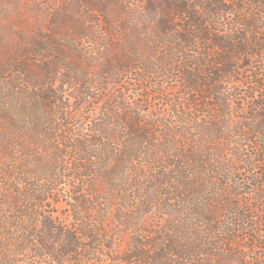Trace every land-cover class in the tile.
I'll use <instances>...</instances> for the list:
<instances>
[{
	"label": "trees",
	"instance_id": "obj_1",
	"mask_svg": "<svg viewBox=\"0 0 264 264\" xmlns=\"http://www.w3.org/2000/svg\"><path fill=\"white\" fill-rule=\"evenodd\" d=\"M56 1L53 0V8L40 13L33 31L14 33L11 31L14 22L3 26L2 19L11 11L6 5V11L3 5L0 8V264H38V260L46 264H100L104 256L110 264H260V259H264V244L256 236V227L261 224L259 221L264 222V99L256 103V110L248 112L246 119L251 122L244 123L247 137L259 138L260 144L252 142L251 154L242 151L236 154L246 164L253 161V173L260 169L253 176V189L244 194L250 200L242 201V194L236 192L241 178L232 180L234 186L225 191L215 182L206 191L202 188L184 191L183 186L188 184L185 179L194 183L189 175L192 150L179 153L173 146L153 152L148 141L149 131L139 127L137 118L126 110L122 115L123 122L127 123L124 127L111 123L112 111L115 112L112 109L108 110L111 115L90 120L85 135L62 132L59 128L58 122L69 115L57 89V83L62 81L61 71L69 66L62 42L67 37L72 38L68 43L74 39L88 42L91 36L81 26L78 10L84 9L82 14L88 19L95 13L103 18L110 0H83L85 6L80 1L62 0L61 4ZM143 1L147 22L155 24L154 32L167 37L173 34V40L183 44L186 55L184 64L177 66L176 77L182 80V89L187 95L176 104L178 110L172 114L173 123L182 119L188 127L181 132L169 122H161L162 134L160 130L156 133L168 143L177 136L187 141L186 134L194 126L188 124L186 111L202 105L197 94H201L200 98L209 97L201 93L209 79L212 94L219 92L216 83L226 77L236 80L233 63L237 58L226 53L228 50L244 52L243 38L248 30L255 33V17L264 19V0H253L262 10L259 7L248 18L250 21L236 18L241 32L231 31L228 39L213 36L210 28L226 17L230 11L228 5L242 0ZM29 3L36 7L37 1ZM35 11L39 10L35 8ZM130 16L119 22L118 29L107 28L111 36H121L122 44L107 47L102 55L111 63V58L120 51L124 60L109 72L102 70L99 79L103 81L113 78L116 82L137 70L139 80L145 81L155 73L161 77L171 71L169 66L155 73L148 67L139 68L143 64L139 62L141 47L136 45L139 39L135 34L143 30L130 28L128 24L135 14ZM109 24L108 20L104 21L105 26ZM70 45L73 44H67L66 48H73ZM256 52L264 53V43ZM210 55L216 59L211 63L215 67L203 69L198 57ZM205 74L211 77H203ZM93 82L87 81V92L84 90L81 94H86V100L94 105L95 96L89 92ZM98 83L101 91H108L102 85L106 82ZM154 93L164 95L165 92L156 88ZM178 156L180 161L168 160ZM197 160L204 164L200 167L203 169L210 161ZM63 164L70 173L68 180L73 182L65 195L72 220L68 226L44 209L48 201L60 203L51 195L55 197L62 185L58 179L66 177L58 173L59 165ZM164 170L175 175L161 181ZM141 178H148L154 185L143 186L139 183ZM175 178L181 182L173 187L176 198L168 196L170 192L164 188L168 183L173 184ZM255 182L262 188L257 189ZM199 184L208 187L207 180ZM155 186L152 191L146 188ZM162 188L164 192L155 194ZM179 197L182 208L168 209L167 202H175ZM159 198L161 203L157 202ZM217 216L223 222L222 229L216 225ZM240 239L248 240V245L240 244ZM121 242L125 248L118 250ZM215 250L218 253L214 254Z\"/></svg>",
	"mask_w": 264,
	"mask_h": 264
},
{
	"label": "rangeland",
	"instance_id": "obj_2",
	"mask_svg": "<svg viewBox=\"0 0 264 264\" xmlns=\"http://www.w3.org/2000/svg\"><path fill=\"white\" fill-rule=\"evenodd\" d=\"M29 1L30 0H0V8L1 5H3L2 9L6 11V5L9 11H11L2 19L3 26L6 27L14 22L11 30L14 33L22 30L33 31L37 27L36 20H38L40 13L45 12L47 8L54 7L53 0H36V7L29 3ZM77 1H80L83 6L86 5L83 0H70L71 3ZM61 2L62 0H57L55 3L61 4ZM252 2L254 1L242 0V2H234L228 5L230 11L226 17L219 19V21H217L219 24L216 27H209L210 31H212V35L218 37L224 36L228 39V34H230L231 31H240L239 26L236 24V18L239 16V18L242 17L246 19V21H250L248 18H252L253 14L260 7L259 4H253ZM143 4V0H110L108 3L107 15L103 18L95 13L93 18L88 19L82 14L85 11L84 9L78 10L81 12L78 16L79 19L82 20L81 26L88 30L91 37L87 39L88 42L74 39L72 43H68L72 41L71 37L65 38V41L62 42L69 66L64 67L61 71L62 81L57 83V89L62 97V103L64 104L63 108L66 109L69 115L65 120H60L58 122L60 125L59 128L62 129V132H77L78 134L85 135L87 133L86 129H89L91 125L90 120L107 117L111 115L108 110L112 109L115 112L112 111L111 123L117 127H124L127 123L123 122L122 115L124 110H126L129 112L130 116H135V118H137L139 127L149 131L148 141L150 142V149L153 150V152L156 150L163 151L173 146H176L175 149L179 150V153L181 151L187 153L189 150H192L189 175L190 178L194 180V183L191 182L189 178L185 179L188 184L183 186L184 191H198L200 188L206 191L212 187L213 182L225 191L234 186V184L231 183L232 180L241 178L242 183L236 192L242 194V201L248 202L250 196L244 194L253 189V176H256V172H260V169L253 173V161L250 164H246L245 161H243L244 158L241 157V159H238L236 154L239 153V151L245 154H251L252 151L250 147L252 146V142L258 141L259 144L261 142L259 138L253 140L247 137L246 133L248 130L244 123L251 122L249 119H246L249 116L248 112L256 110V103L264 99V53L260 54L261 52H256V49L260 48V45L264 43V19L260 16L258 18L255 17L253 24L256 26L254 27L255 33L248 30L247 36L243 38L245 46L244 52L238 54L235 50H228V53H226L231 58H237L233 63L234 74L233 72L231 74H233L234 79L236 78L237 80L238 78L241 79V81H233V78L230 79L226 77L224 81L216 83L219 92H217V94H212V80L209 79L211 76L205 74L203 77L209 79V84L203 88L201 93L209 97L200 98L201 94H197V98L199 101H202V105H197V107L193 106V110L186 111L190 119L188 124L194 126V130L186 134L188 137L187 141L177 136L168 143L162 136L158 137V133H156L158 130H160V132L163 130V122V124L169 122L173 129L176 128L177 131L181 132H185L188 127V125L181 122L182 119H179V123L177 124L173 123L175 120L172 114L173 110H178L176 104L182 102L183 98L187 95L182 89L184 86L182 80H178L176 77L178 75L176 71L178 70L177 66L184 64L186 55H184L185 52L182 51L183 44L173 40V34L167 37L166 35H159L154 32L155 24H149V22H147L148 13L146 10L142 9ZM27 6L33 11L28 10ZM35 8L39 11H35ZM132 13L135 14V18H133L134 20L128 25L130 28L134 27L143 30L135 34L139 39L136 45L141 47L139 51L141 61L139 62H142L143 65H140L139 68L144 69L148 67L155 73L157 70L168 69L170 67L171 71L167 75H161V77L160 74L155 73L156 75L154 74L149 80L145 79V81L139 80L140 75H138V70L133 72L130 76L124 77L121 80L118 79L116 82H114L113 78L103 81L99 79L100 72L104 69L109 72L121 62L120 60H124L123 52L120 51L111 58V63L107 62L105 56L102 55V52L108 49L107 47L122 44L120 41L121 36H119V34L111 36L107 28L111 27L112 30L118 29L119 22L123 21L125 17L130 16ZM106 20L109 21V26L104 25V21ZM229 23L234 24L235 27ZM146 27L149 29L145 30ZM105 31L106 33H104ZM221 32H225V34H221ZM230 36L231 35H229V37ZM235 43L236 42H232V45H235ZM67 44H73L70 45L73 46V48H66ZM11 51L14 52L15 49ZM216 51H218V49ZM225 51L222 50L221 53H225ZM74 52L78 55L76 56ZM186 53L188 54V52ZM198 58V61L202 64L200 67L203 69L212 70L215 67L211 64L216 61L213 55L209 57L206 56L203 59L200 57ZM204 63L206 64L205 66ZM173 69H175L174 72L172 71ZM257 75H261V77ZM87 81H94L93 87L89 91L92 96H95L94 105L86 100L88 98L86 94H81L84 90L87 92L85 86ZM99 81L101 83H107L102 84L107 87V92L104 93L101 91L98 86ZM142 88L144 90H141ZM156 88L164 90V95L154 93ZM98 98H101V100ZM88 108L92 110L89 111ZM152 131L155 132L156 135H153ZM159 134H162V132ZM226 140L228 141L227 146L225 145ZM184 142L185 149L182 150V148H184ZM164 143H166V145ZM197 159H209L210 161L207 162V166L203 169L200 167L204 166V164H201ZM168 160L180 161V156ZM165 162H167V159ZM212 163L214 164L213 166L211 165ZM59 167L63 169V172H61L60 169L58 173L64 174L66 177H60V179H58V183L62 185L57 188V195L55 197L51 195V198L59 200L60 203L53 204L48 201L44 204V209L46 212L55 215L57 221H61L67 224L65 226H68L72 223V220L68 215L69 201H67L65 195L68 193V186L73 182L68 180L67 175L70 173L66 171V165H59ZM245 169L251 170L252 173L246 172ZM161 173H163L161 181L170 179V177L175 175L169 172V170L161 171ZM130 174L129 172V176ZM206 180L208 187L206 186L204 188L199 184V181ZM173 181V184L168 183L172 186L168 185L164 188L166 192H170L168 196L176 198V194L174 193L175 189L173 187L176 184H181V182L179 178H175ZM139 183L143 186L154 185L148 178H141ZM256 185L257 189L262 188L259 184L256 183ZM146 188H148V191H152L156 186ZM164 188L158 190L155 194L159 195L160 192H164ZM135 200L136 199H134V201ZM157 202L161 203L162 200L159 198ZM167 206L168 209H181L183 204L180 202L179 197L175 202H167ZM151 208L154 211L157 210V207ZM215 219L217 220L216 225L219 226V229H222L223 222L221 218L217 216ZM259 223L261 224L256 227L258 233L256 236H258L259 242L264 244L262 238V236H264V222L259 221ZM127 237L128 236H126V238ZM239 243L247 246L248 240L240 239ZM124 248V242H121L120 246L117 247L118 250ZM222 248L225 247L223 246ZM221 250L222 249L219 251ZM213 253H218V250L213 251ZM108 259V257L106 258L104 256L103 262L100 264H110ZM38 264L46 263L42 260H38ZM260 264H264L263 258L260 259Z\"/></svg>",
	"mask_w": 264,
	"mask_h": 264
}]
</instances>
